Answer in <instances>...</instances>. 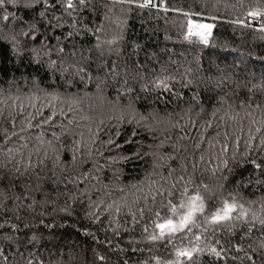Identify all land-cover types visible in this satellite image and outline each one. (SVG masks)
<instances>
[{"label":"trees","instance_id":"trees-1","mask_svg":"<svg viewBox=\"0 0 264 264\" xmlns=\"http://www.w3.org/2000/svg\"><path fill=\"white\" fill-rule=\"evenodd\" d=\"M163 2L167 11L90 0L70 16L49 0L43 18L42 2L5 5L38 31L17 35L16 55L10 37L20 23L0 20V128L17 132L8 141L0 132V264H156L195 245L197 233L203 251L193 264H252L249 256L259 264L264 229L252 213L264 218V171L250 161L264 163L255 148L264 135V20L250 14L264 13V0ZM190 19L213 25L207 44L186 35ZM185 187L188 195L199 188L205 214L234 197L248 215L209 227L197 214L192 233L148 240L156 213L167 218Z\"/></svg>","mask_w":264,"mask_h":264},{"label":"snow or ice","instance_id":"snow-or-ice-1","mask_svg":"<svg viewBox=\"0 0 264 264\" xmlns=\"http://www.w3.org/2000/svg\"><path fill=\"white\" fill-rule=\"evenodd\" d=\"M43 3L44 10L40 11L39 15L40 17H45L46 11L52 7V5L49 3V0H0V11H2V15H0V20L7 22L10 18H12L14 21H19L20 23V29L19 32H16L15 27L11 30L14 34L11 35L10 39L12 42V51L16 55H20L23 51L22 46L20 45V42L17 40V35H33L35 36V33L38 31V28L35 23H28L27 21H24L22 17H16L15 13L8 11V8L5 5H11L12 7H23L25 9H35L36 5H39L40 3ZM59 3L61 4V7H63L64 11L68 15H72V11L76 10H83L91 7L90 0H79V4L77 5L74 3V0H59ZM120 3H127L129 5L136 4L139 8H146V7H158L163 8L165 11H167V7L164 5L163 0H160L159 4H153L152 0H120ZM178 11V10H177ZM185 15H190L188 13H185ZM253 19L260 17L262 20H264V13H261L260 11H253L250 14ZM235 23L244 24V21H235ZM59 27L60 25H56ZM73 27H75V22L73 24ZM213 25L212 24H205L200 23L195 20H189L188 21V32L186 35L188 37H191L193 34L196 36H199L201 41L204 44L208 43V36L211 34V29ZM27 28V30H25ZM101 29L97 28L95 29L96 32H99ZM195 30V31H194ZM261 30L264 31V24L261 25ZM69 35H72L70 32ZM5 39H8L6 36ZM97 41H99V36L96 37ZM115 37L112 41H109V43H113L115 41ZM97 47H99V44H97ZM33 52V58L36 60L37 63H39V50L33 48L31 50ZM63 51V49H61ZM56 61H49V66L55 65ZM80 71H83L81 69ZM91 79V77H89ZM99 87V85H98ZM164 87H167V85H164ZM54 99H58V96H54ZM259 107V105H257ZM21 110H23V106L21 105ZM3 115L2 110H0V116ZM31 115V114H30ZM56 115L55 111L52 112L50 116L47 117L46 120L42 121V123H48L52 117ZM8 119L10 120L12 127L15 128V120L16 117L12 115V113H9ZM27 126L30 128L32 127L31 120H26ZM39 127V125H36ZM20 132H25L26 129L21 127L19 129ZM257 132L260 131V128L256 129ZM0 132L3 133L4 140L8 141L10 137L16 136V131H9L8 128H0ZM135 135V133H133ZM227 135V134H225ZM53 136H56V133L53 132ZM21 140H25V136H20ZM131 142V141H128ZM50 143V142H49ZM111 143V141H109ZM27 146L26 144L24 145ZM200 145L197 144L196 147H199ZM255 148L257 150L264 148V135L260 137V141L258 145H255ZM253 149V143L252 138H250L248 141H246V155ZM227 150V145H223L222 151ZM11 151V149L9 150ZM132 157H139V149L134 151L132 154ZM123 160H128V156L121 157ZM203 159V157H201ZM73 160H75V156H73ZM233 160H235V154L233 156ZM250 163L254 166V168L259 171H264V163H258L257 159L253 158L251 159ZM222 164L225 168H228V160L225 159L222 161ZM242 166V165H241ZM232 169H229V172L231 173ZM180 179H183V177H180ZM225 180H227V177H224ZM245 178H242L239 183H243ZM248 182L250 183V178L248 179ZM259 183V181H257ZM205 189L208 188L207 185H203ZM223 187V186H221ZM188 188H184V194L185 198L182 199L177 206L176 204H173L171 200L168 201V207L170 215L167 218H161L160 213H156L157 219L153 222L154 228L153 232L147 236V239L150 241H158L161 239H168V242H172V237H174L177 233H192L193 228L201 227V225L197 221V214H201L204 216V224L208 225L209 227H216L223 223L229 222L235 218L236 220L243 221L245 217L248 215V210L244 208V205L239 203L234 197L232 199L228 198H221L220 206L214 207V210L211 211L209 214L206 213V203H205V197L200 193L199 188H197L196 192L192 195H188ZM169 195H171V192H169ZM229 196H232L231 193H229ZM35 203V201H33ZM31 207V205H29ZM111 207V205L109 206ZM66 210V209H64ZM116 211H119V208L116 209ZM142 214V213H141ZM98 218V217H97ZM135 220V217H133ZM259 219V224L262 229H264V218H258L256 213H252V220L255 221ZM0 227H3V225H0ZM13 229H17V225L13 224L11 225ZM27 227V225H26ZM253 225L249 224V232L252 230ZM156 230H159L158 232ZM147 232V229H145ZM205 231L207 229L205 228ZM119 234V233H117ZM196 239V244L190 246H180L175 248V259L162 261L160 257H153V259L156 261V264H185V261L181 258H186L187 264H193V256L194 253L202 252L203 249H201L199 245L200 241V234H194ZM5 239L11 240L12 237L6 236ZM32 240H36L37 237L33 235L31 237ZM238 250H243L240 248L239 245H237ZM260 248L264 249V242L260 244ZM209 252L211 254H214L217 258L221 257L223 249L218 250L216 247H209ZM2 254V253H0ZM31 255V254H30ZM261 259L259 264H264V252L260 253ZM100 260H104V256L98 257ZM249 260L252 261V264H257V261L254 260L251 256L248 257ZM27 264H32V260L29 259L27 261ZM40 264H43L41 261ZM124 264H127V261L124 262ZM143 264H147V262H143Z\"/></svg>","mask_w":264,"mask_h":264},{"label":"rangeland","instance_id":"rangeland-1","mask_svg":"<svg viewBox=\"0 0 264 264\" xmlns=\"http://www.w3.org/2000/svg\"><path fill=\"white\" fill-rule=\"evenodd\" d=\"M195 31V30H194Z\"/></svg>","mask_w":264,"mask_h":264}]
</instances>
